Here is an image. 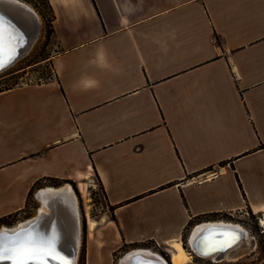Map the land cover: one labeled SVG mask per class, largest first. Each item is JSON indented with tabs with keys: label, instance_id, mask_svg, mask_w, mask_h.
I'll use <instances>...</instances> for the list:
<instances>
[{
	"label": "crops",
	"instance_id": "1",
	"mask_svg": "<svg viewBox=\"0 0 264 264\" xmlns=\"http://www.w3.org/2000/svg\"><path fill=\"white\" fill-rule=\"evenodd\" d=\"M49 3L53 77L0 91V219L94 177L113 252L263 218L264 0Z\"/></svg>",
	"mask_w": 264,
	"mask_h": 264
},
{
	"label": "rangeland",
	"instance_id": "2",
	"mask_svg": "<svg viewBox=\"0 0 264 264\" xmlns=\"http://www.w3.org/2000/svg\"><path fill=\"white\" fill-rule=\"evenodd\" d=\"M20 1L29 5L39 15V32L33 46L23 58H20L14 66L0 74V91L23 84L45 82L53 76L50 59L53 55L55 45L53 44L54 41L52 37L48 39V20H50L51 16L48 6L44 0ZM92 185V188L87 187L88 185L82 186L81 188L84 190L73 188L78 198L81 214V246L78 264H119L125 254L138 248L151 249L172 264L168 246L160 247L155 243H145L140 246H124L116 252H113L115 243L98 241L94 239L92 235L88 236V218H96L107 210L105 209L104 193L95 177L93 178ZM37 193L38 192L35 191L32 197H30L25 213L13 219V225H0V229L3 226L13 227L20 222H25L34 218L38 214V209L41 207V202L37 198ZM87 200H89V202H87ZM87 207H89V215L87 214ZM247 212L248 211L236 214L234 216L235 221H227L241 225L248 231L253 243L251 242L250 250L247 253L242 254L241 257H238L236 260L225 259L223 262L203 260L194 257L192 264H251L252 262H260L264 254V235L260 232V217L262 215H256L249 211L248 216L246 215ZM206 221L210 220H203L198 223ZM194 226L195 225H192L190 231ZM190 231L188 230L182 239L184 247L188 252L192 250L189 244Z\"/></svg>",
	"mask_w": 264,
	"mask_h": 264
},
{
	"label": "bare ground",
	"instance_id": "3",
	"mask_svg": "<svg viewBox=\"0 0 264 264\" xmlns=\"http://www.w3.org/2000/svg\"><path fill=\"white\" fill-rule=\"evenodd\" d=\"M0 7L8 11L10 18L21 29L19 35L23 37L24 43L27 42L20 57L11 65L12 67L20 58H23L33 46L39 32L38 26L40 23V17L35 10L20 0H0ZM5 33L8 34L9 37V29L5 28ZM7 41L8 43L5 46L6 60L8 49L12 46L9 43V38ZM4 71H0V74ZM81 190L84 189L81 188ZM55 197L57 198L56 200L54 199ZM37 198L41 202V207L38 209V214L32 220L39 219L43 216L49 217V225H46L48 234L54 235L57 239V243H60L63 246H68L69 248L74 247L76 250L75 264H78L79 250L81 246V214L78 198L73 187L70 185L58 189L47 187L38 192ZM87 202H89V200H87ZM86 210L89 215V207H87ZM32 220L20 222L13 227L3 226L0 231H3L5 235L13 232H20ZM260 220V225L264 227V217ZM96 225V221L89 217L88 229L90 232L95 230ZM228 231L236 233L242 232L244 235V242L223 252L209 253L207 256L201 255L200 251L197 250V242L202 237L206 241L215 240L221 238L222 233ZM251 242L248 231L241 225L227 221H206L195 225L190 232L189 244L192 249L191 252H188L185 249L182 241L168 243V250L171 254L172 264H192L194 257L203 260L223 262L225 259L236 260L238 257H241L242 254L247 253L250 250ZM147 260H151L152 264H170L160 254L151 249L145 248L131 250L122 257L119 264H141V262H146Z\"/></svg>",
	"mask_w": 264,
	"mask_h": 264
},
{
	"label": "snow or ice",
	"instance_id": "4",
	"mask_svg": "<svg viewBox=\"0 0 264 264\" xmlns=\"http://www.w3.org/2000/svg\"><path fill=\"white\" fill-rule=\"evenodd\" d=\"M9 29L7 60L5 59V26ZM24 40L13 26L0 17V71H4L18 58V49L23 48ZM244 242L243 233L224 232L222 237L206 241L203 237L196 248L203 256L213 252H223ZM0 264H67V258L57 252V239L54 235L36 231L35 227L22 229L5 235L0 231ZM141 264H152L151 260Z\"/></svg>",
	"mask_w": 264,
	"mask_h": 264
},
{
	"label": "water",
	"instance_id": "5",
	"mask_svg": "<svg viewBox=\"0 0 264 264\" xmlns=\"http://www.w3.org/2000/svg\"><path fill=\"white\" fill-rule=\"evenodd\" d=\"M0 17H3L8 23H10L18 34H19V32H21V29L19 28V26L10 18L8 11L4 10L1 7H0ZM5 28L8 29L7 25L5 26ZM8 38H9L8 34L5 33V46L8 43V41H7ZM26 45H27V42L24 43L23 48H20L17 50L18 51V58L20 57L21 52L24 50V47ZM54 199L56 200L57 198L55 197ZM32 219H29V220H32ZM46 225H49V217L43 216L39 219L32 220L30 223H28V225L24 229H28L30 227H35L36 231L48 234ZM57 252H59V254L61 256H64L67 258V264H75L76 250L74 247L69 248L68 246H63L62 244L57 243Z\"/></svg>",
	"mask_w": 264,
	"mask_h": 264
},
{
	"label": "trees",
	"instance_id": "6",
	"mask_svg": "<svg viewBox=\"0 0 264 264\" xmlns=\"http://www.w3.org/2000/svg\"><path fill=\"white\" fill-rule=\"evenodd\" d=\"M48 6V9L51 13L50 16V20H48V39L52 37L54 30H53V21L55 19V15H54V11L49 3V0H44ZM53 77V76H52ZM51 77V78H52ZM44 184H48L50 186H54V187H60L62 184L58 181V180H53V179H45V180H41L38 183H36V185L34 186V188L31 190L30 194H29V198H28V202L30 197H32V195L34 194V192L41 188ZM74 188L77 189L76 185H74ZM25 213V210L20 212V213H16V214H12L6 217H3L0 219V225H7V226H11L13 225L14 222L13 219H15L16 217L20 216L21 214ZM211 218H218V215H212L210 216Z\"/></svg>",
	"mask_w": 264,
	"mask_h": 264
},
{
	"label": "built area",
	"instance_id": "7",
	"mask_svg": "<svg viewBox=\"0 0 264 264\" xmlns=\"http://www.w3.org/2000/svg\"><path fill=\"white\" fill-rule=\"evenodd\" d=\"M222 172H223V168L221 167L215 173H213L212 175L213 176H217V175L221 174ZM246 215L249 216V213L247 212ZM260 227H261L260 232H261L262 235H264V227L262 225H260Z\"/></svg>",
	"mask_w": 264,
	"mask_h": 264
},
{
	"label": "flooded vegetation",
	"instance_id": "8",
	"mask_svg": "<svg viewBox=\"0 0 264 264\" xmlns=\"http://www.w3.org/2000/svg\"><path fill=\"white\" fill-rule=\"evenodd\" d=\"M126 255V254H125Z\"/></svg>",
	"mask_w": 264,
	"mask_h": 264
}]
</instances>
